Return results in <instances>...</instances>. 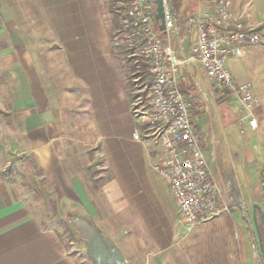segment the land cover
<instances>
[{
	"label": "crops",
	"instance_id": "obj_1",
	"mask_svg": "<svg viewBox=\"0 0 264 264\" xmlns=\"http://www.w3.org/2000/svg\"><path fill=\"white\" fill-rule=\"evenodd\" d=\"M107 1L0 0V116L11 120L10 125L0 120L1 156L32 157L60 197H75V211L90 213L96 220L93 225L121 251L126 264H263L264 230L255 206L264 216V190H250L244 175L242 182L235 176L217 178L209 168L224 193L228 212L192 232L181 226L168 186L153 170L159 151L151 143L133 140L126 81L110 42ZM179 1V17L194 24L187 38L180 37L175 25L172 29L173 48L179 57H186L196 39V23L212 2ZM229 2L236 19L264 35V12L249 11L248 3ZM45 35L51 40L45 41ZM263 51L264 37L225 65L237 84L252 86L259 103L252 109L257 128L251 130L245 111L243 116L247 130L260 136L264 134V83L254 82L255 74L241 64ZM178 78L183 97L193 103L191 118L199 140L195 117L200 98L209 96L218 103L231 97L213 88L198 64L180 67ZM200 80L208 84V95ZM83 98L88 121H63L64 103L73 99V115L79 116L78 102ZM71 131L88 136L79 134L80 139L70 142ZM97 145L96 155L111 177L100 187L96 206L83 168L92 164L86 148ZM7 167L0 160V175ZM152 175L163 183V191L154 187ZM259 180L264 189V177ZM237 239L242 241V251L237 249ZM199 242L204 249L201 258L195 253ZM0 264H76L58 236L31 215L16 187L1 179Z\"/></svg>",
	"mask_w": 264,
	"mask_h": 264
},
{
	"label": "built area",
	"instance_id": "obj_2",
	"mask_svg": "<svg viewBox=\"0 0 264 264\" xmlns=\"http://www.w3.org/2000/svg\"><path fill=\"white\" fill-rule=\"evenodd\" d=\"M208 12L196 23V39L188 56L179 57L170 33L175 22L163 0L164 31L154 21L152 0H121L119 26L123 38L113 43V53L138 52L149 65L145 105L140 97L130 103L133 140L151 143L159 151L153 170L167 184L179 222L192 232L228 212L224 193L209 169L194 131L193 103L179 87V68L198 64L213 88L234 98L247 113L248 126L257 128L252 109L258 100L250 83L237 84L226 69L248 47L263 41L260 30L246 28L230 12L229 0H211ZM240 125V124H239Z\"/></svg>",
	"mask_w": 264,
	"mask_h": 264
},
{
	"label": "rangeland",
	"instance_id": "obj_3",
	"mask_svg": "<svg viewBox=\"0 0 264 264\" xmlns=\"http://www.w3.org/2000/svg\"><path fill=\"white\" fill-rule=\"evenodd\" d=\"M202 1L207 4V0ZM238 2L242 5L248 3L249 11L253 13L264 12V0H235V3ZM105 9L110 14V42L113 49V43L123 38L119 26V17L122 13L121 0H108ZM51 38L50 35L43 37L45 41H49ZM170 38L173 46L174 33L172 31ZM187 43L188 41L185 44ZM119 54V65L123 70L122 74L125 77L130 103H133L136 97H140L141 102L145 105L148 92V73L139 80L131 71L133 65L136 66V69L138 68V58L143 57L138 52L134 53L127 50H121ZM241 68H246L255 74L253 76L254 82L258 80L264 83V51L256 53L251 59L243 60ZM248 80L251 78L248 77ZM199 83L202 91L208 95V84L203 80H200ZM79 92L80 89L77 88L76 94ZM84 93L87 91L84 90ZM219 97L221 95L218 96L217 100ZM85 101L86 99L83 98L78 102L79 108L82 107V109L77 110L79 116L73 115L75 111L74 107L71 108L74 105L73 99L68 104L64 103L66 109L63 112L66 116H62L63 121L86 123L89 116L85 110ZM2 115H5V112ZM243 115L244 110L232 97L217 103L216 99L207 96L205 99L200 98L195 125L200 130L199 141L203 147L208 166L215 171L217 178L222 176L231 179L235 176L242 182L241 179L244 175L250 190L261 193L264 190L259 180L264 177V134L260 136L258 132H249ZM5 116H0V120L2 123L10 125V118ZM81 119L82 121H80ZM242 129L243 133H241ZM79 134H83V137L88 136L84 132L71 131L68 132V137L72 138L69 141L73 142L75 139H80ZM83 150L85 149L83 148ZM98 150H100L99 145L86 148V153L88 158L92 160V164L88 168H83V175L86 176L92 193H94L92 198L95 197L93 201L96 206L100 187L111 177L109 170L104 168L102 158L96 155ZM0 160L8 166L3 180L16 187L31 215L43 229L53 231L58 236L64 250L69 257L74 259L76 264H126L121 251L108 241L105 233L93 225L96 220L91 218L90 213L84 209L75 211L77 207L75 197H60L32 157L23 155L7 157L5 154L3 156L0 154ZM146 173L147 175L152 174L149 169ZM149 177L150 180L153 179L154 187L163 191V183L156 182V177L153 175ZM155 182L158 184L156 185ZM237 229L236 233L241 238L240 228L237 227ZM90 237L91 239H89ZM99 238L106 241L109 251L102 247ZM235 242L237 249L242 251V241L237 239ZM199 243L195 247V253L197 257L201 258L204 256L202 255L204 249H202L201 242ZM201 245L202 247H200Z\"/></svg>",
	"mask_w": 264,
	"mask_h": 264
},
{
	"label": "trees",
	"instance_id": "obj_4",
	"mask_svg": "<svg viewBox=\"0 0 264 264\" xmlns=\"http://www.w3.org/2000/svg\"><path fill=\"white\" fill-rule=\"evenodd\" d=\"M166 1L169 4L171 14L174 19L175 26L178 30L180 37L182 38L189 37L194 24L190 20H186L184 18L179 17L180 1L179 0H166ZM137 66H138L137 69L135 65L131 66V71L134 74V76H137V78L141 80L142 76L145 77V75H147L149 70V65L147 64V61L144 60L143 58H138ZM6 172L7 170L3 173V175L0 176V179L2 181H5L3 179Z\"/></svg>",
	"mask_w": 264,
	"mask_h": 264
},
{
	"label": "water",
	"instance_id": "obj_5",
	"mask_svg": "<svg viewBox=\"0 0 264 264\" xmlns=\"http://www.w3.org/2000/svg\"><path fill=\"white\" fill-rule=\"evenodd\" d=\"M154 4H155V12H154V17L153 18H154V21L157 24L158 31L159 32H163L164 31L163 0H154ZM255 208L260 213V216H261V219H262V223H263V230H264V216H263L262 212H260L258 207L255 206ZM89 239H91V237ZM99 242L102 245V247H104L105 249L108 250V245H107L106 241L103 238H99ZM260 255H261L262 263L264 264V246H262L261 249H260Z\"/></svg>",
	"mask_w": 264,
	"mask_h": 264
}]
</instances>
